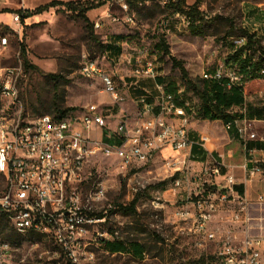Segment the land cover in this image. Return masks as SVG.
<instances>
[{
    "label": "rangeland",
    "instance_id": "1",
    "mask_svg": "<svg viewBox=\"0 0 264 264\" xmlns=\"http://www.w3.org/2000/svg\"><path fill=\"white\" fill-rule=\"evenodd\" d=\"M51 1L0 0V70L18 66L23 69L18 78L20 105L0 99V110L12 113L20 107L22 113L30 117L44 113L59 115L58 109L67 108L70 109L64 115L80 114L89 104L97 103L111 116L110 126L114 130L121 119V109L132 107V98L127 94L125 101L114 103L100 79L82 75V64L86 58H93L111 73L121 65L120 73L127 74L131 66L126 57L146 47L156 56L158 71L166 80L177 88L185 85L183 97L197 110L189 123L191 139L209 150L205 160L201 153L193 156L191 150V156L178 163L169 165L172 157L159 156L152 163L128 170L122 169L113 157L99 155L90 161L83 196L86 197L99 182L106 187L102 209L97 212L98 216L104 214L106 220L92 228L118 231L125 251L132 253L113 256L98 250L96 264H214L216 243L209 242L206 248L196 245L195 236L190 233L192 221L182 219L178 211L182 208L194 210L193 203L198 197L208 196L207 187L221 188L210 182L215 179L211 174L215 158L222 163V174L227 170L226 164L243 163L249 187L244 194L246 209L241 212L240 220L233 217L241 208L239 201L221 202L211 227L220 237L243 236L247 227L252 234H264V203L257 201L258 195L264 192V151L250 154L242 142L231 137L225 122L202 116L199 95L187 85L181 70L174 66L160 44L164 34L172 55L184 61L194 84H201L203 75L225 64L243 42L239 31L242 0H201L205 20L199 27L200 32L193 31L182 16L172 13L158 1H148L126 10L119 0H60L64 3L23 18V14L34 12ZM98 1L104 3L86 12L90 23L80 11L65 4L86 6ZM15 15H19V20H15ZM97 21L101 27H96ZM101 43L119 45L121 51L104 50ZM119 87L121 93L126 91L121 84ZM247 104L264 106V78L246 83ZM130 117L131 122L136 123V118ZM251 128L264 140V118L251 121ZM114 138L118 139H110ZM229 150L232 151L230 159ZM251 160L258 161L262 168V173L253 178L245 167ZM231 173L239 182L236 174ZM186 174L188 178H184ZM177 178L182 180L178 187L174 185ZM219 180L222 182V177ZM136 197L139 198L136 212L124 211L122 207L129 206ZM0 234L13 245L15 260L20 263L45 264L58 250L54 241L46 236L17 233L1 212ZM134 242L144 245L145 256ZM103 248L119 252L112 250L108 242Z\"/></svg>",
    "mask_w": 264,
    "mask_h": 264
},
{
    "label": "built area",
    "instance_id": "2",
    "mask_svg": "<svg viewBox=\"0 0 264 264\" xmlns=\"http://www.w3.org/2000/svg\"><path fill=\"white\" fill-rule=\"evenodd\" d=\"M119 1L124 9H129L126 0ZM177 15L191 25L188 16ZM15 20H19V15H15ZM95 25L101 27L99 21ZM241 40L244 43L245 37ZM126 59L131 66L127 74H121L118 67L111 73L93 58H86L81 73L100 79L114 103L125 101L141 80L152 79L154 90L145 89L137 99L136 123L131 122L129 113L122 108L121 119L111 130V116L97 103L89 104L80 114L60 116L44 113L30 117L20 107L12 113L0 110V212L8 217L17 233L43 235L54 241L58 250L45 264H96L98 250L113 256L132 255L129 251L112 252L103 248L104 243L119 240L118 231L92 228L106 220V216L97 215L106 196L104 183L99 182L83 196L88 164L93 158L99 155L116 158L119 166L128 170L152 163L159 156L172 157L169 165L191 156L194 141L189 123L197 110L183 97L185 85L172 92L169 81H159L157 58L146 47L135 50ZM22 73V66L0 70V99L20 105L18 78ZM211 78L226 79L227 86L231 87L240 84L243 75L235 67L221 64L214 72L203 75V79ZM119 83L126 91L121 93ZM246 109V104L241 107L244 114ZM225 126L228 130L237 129L250 154L264 151V147H248L251 140H264L251 131L247 116L229 121ZM105 131L108 138L117 137L118 141H107ZM167 148L175 155L164 154ZM251 162L253 165L248 166L246 162L245 167L253 178L262 173V168L258 161ZM221 165L215 158L211 167L215 179L210 180L212 185L221 188L216 187L206 197L199 196L193 203L194 210L182 208L178 215L192 221L190 233L195 236L196 245L206 248L209 242L216 243L214 264H264V234H252L247 227L243 236L220 237L211 227L221 202L239 201L241 208L233 214L236 220H240L241 212L246 209L245 192L242 194L236 189L238 182L233 173L222 174ZM181 182L177 178L174 185L178 187ZM257 201L264 203V192L258 195ZM0 264H25L15 260L13 245L1 234Z\"/></svg>",
    "mask_w": 264,
    "mask_h": 264
},
{
    "label": "trees",
    "instance_id": "3",
    "mask_svg": "<svg viewBox=\"0 0 264 264\" xmlns=\"http://www.w3.org/2000/svg\"><path fill=\"white\" fill-rule=\"evenodd\" d=\"M128 3L129 8L134 7L136 5H143L148 1H158L161 3L162 0H126ZM61 3H64L60 0H53L50 3L45 5L39 6L35 9L34 12L23 14V18L34 14L40 13L42 11L47 10L50 7L57 6ZM103 1H98L96 3H91L86 6H77L73 5L72 2H66V5H69L70 9L78 10L79 13L84 15L85 19L90 23L89 17L86 15V12L90 9L98 7L102 5ZM166 9H169L172 13H181L188 16L191 20V27L192 30L195 32H200L199 27L205 20L204 11L201 8V0H195L192 3H189L188 0H171L166 4H163ZM242 37H245V42L242 43L240 46L236 47L235 50L232 52L230 57L227 59L225 64L228 67H235L242 75L243 80L240 84L232 85L231 87L227 86L226 79H202L201 84H194L193 79L190 77V73L186 68L184 61L178 59L176 56L172 55L170 45L168 44L164 34L161 35L160 44L163 48L165 54L169 55L174 66L178 67L184 79L187 80V85L189 87H193L196 90V93L200 97V108L199 111L205 119L210 120H222L223 122L227 123L229 121H233L235 119L243 118L247 116L248 118H264V106L263 107H256L251 104H247V109L245 114L242 111L235 110L236 107H243L246 104V83L254 81L256 79L264 78V44L262 42V38L258 37L255 33L249 32L243 27L239 28ZM232 35V32L229 33ZM101 47L104 50L107 49H117L120 53L121 48L119 45H112L107 44L104 45L101 43ZM23 57L25 59V63L28 66L26 50L23 48L22 50ZM233 61V62H231ZM235 62V63H234ZM238 64H237V63ZM57 77L56 75H53ZM162 81V77H159ZM138 87V86H137ZM177 86L170 82L169 83V90L172 92L177 91ZM137 90V89H133ZM60 110L61 113L56 116L64 115L67 110ZM107 141H112L107 136L105 137ZM114 141V140H113ZM118 141V139H115ZM264 146V141H253L248 144L249 148L257 147L262 148ZM192 153L193 156L196 154H202V160H205L208 155V150L201 148V145L197 142H194L192 146ZM237 190L244 194V186L243 184L236 185ZM212 189V190H211ZM215 188L207 187L205 190L206 193L215 191ZM139 198L136 197L132 200L129 206H124L122 209L126 212H136V206L138 203ZM4 217L5 214L1 213ZM100 217H104V214H99ZM30 236H36L35 234H31ZM123 240H117L114 242H108L110 247L114 251H125V247L123 245ZM136 243L138 246V251L141 253L144 252L145 248L144 245L139 242Z\"/></svg>",
    "mask_w": 264,
    "mask_h": 264
},
{
    "label": "crops",
    "instance_id": "4",
    "mask_svg": "<svg viewBox=\"0 0 264 264\" xmlns=\"http://www.w3.org/2000/svg\"><path fill=\"white\" fill-rule=\"evenodd\" d=\"M195 0H188L189 3L194 2ZM241 10H242V19H241V27L245 28L249 32L255 33L258 37L262 38V42L264 44V0H242L241 1ZM123 55V54H122ZM119 70L121 71V65H117ZM159 77H162V81H168L166 78L159 73ZM158 77V80L161 81ZM134 79L130 78L129 81H133ZM138 86V87H137ZM134 87L137 90H132L128 94L131 100L133 101L132 107L130 109H126L130 116H135L136 111L138 109V102L135 100V98L138 97L144 92L145 89H151L154 90V81L152 79H143L141 80L138 85ZM133 94L136 95V97H133ZM239 108H234L235 110ZM241 111V110H239ZM250 119V128H251V121H256L258 118H249ZM231 133V137L235 140H238L242 142L243 147L245 148L244 141L240 137L237 129H231L229 130ZM252 131V128H251ZM191 135V134H190ZM232 141V139H231ZM257 141V140H251L250 142ZM249 142V143H250ZM264 147V146H263ZM262 147V148H263ZM232 148V147H231ZM209 151V150H208ZM172 150L170 148H167L164 151V154H170ZM260 152H263L262 150ZM229 159L232 157V151L229 150L228 152ZM246 164V163H245ZM253 165L252 162L248 163V166ZM227 170H225V173H231L234 172L236 176L238 177V184H243L244 190H248L249 185L247 184L245 178L246 174L243 171V163L236 164V163H229L226 164Z\"/></svg>",
    "mask_w": 264,
    "mask_h": 264
}]
</instances>
